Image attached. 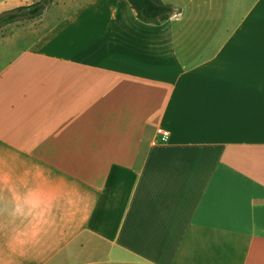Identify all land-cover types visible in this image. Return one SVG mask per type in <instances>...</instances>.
<instances>
[{"label": "crops", "instance_id": "crops-1", "mask_svg": "<svg viewBox=\"0 0 264 264\" xmlns=\"http://www.w3.org/2000/svg\"><path fill=\"white\" fill-rule=\"evenodd\" d=\"M161 1L55 0L0 64V264H264V0Z\"/></svg>", "mask_w": 264, "mask_h": 264}, {"label": "trees", "instance_id": "trees-1", "mask_svg": "<svg viewBox=\"0 0 264 264\" xmlns=\"http://www.w3.org/2000/svg\"><path fill=\"white\" fill-rule=\"evenodd\" d=\"M49 0H40L29 6L18 7L0 14V27L12 24L20 19H35L46 9ZM137 18L146 24L160 25L177 13L172 5L161 0H126Z\"/></svg>", "mask_w": 264, "mask_h": 264}, {"label": "rangeland", "instance_id": "rangeland-1", "mask_svg": "<svg viewBox=\"0 0 264 264\" xmlns=\"http://www.w3.org/2000/svg\"><path fill=\"white\" fill-rule=\"evenodd\" d=\"M54 2L55 0H49L46 8L51 7ZM60 10L61 11L57 10V13L63 14V12L66 11L65 8ZM42 17L43 16L35 19H20L12 24L0 27V64H5L7 61L9 62L19 53L31 46L32 42H34L36 37L43 31ZM258 24L259 26L254 31V34L257 35L260 33L262 28L263 35L260 36L264 37V21ZM1 67L2 65H0V68Z\"/></svg>", "mask_w": 264, "mask_h": 264}, {"label": "built area", "instance_id": "built-area-1", "mask_svg": "<svg viewBox=\"0 0 264 264\" xmlns=\"http://www.w3.org/2000/svg\"><path fill=\"white\" fill-rule=\"evenodd\" d=\"M160 134H161V136H162V140H163V141H166L167 138H168V132H166V131H162V132H160Z\"/></svg>", "mask_w": 264, "mask_h": 264}]
</instances>
